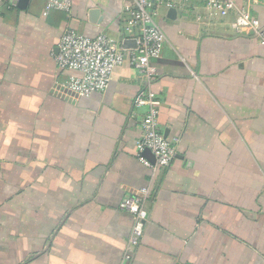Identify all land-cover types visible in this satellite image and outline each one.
Here are the masks:
<instances>
[{"label":"crops","instance_id":"1","mask_svg":"<svg viewBox=\"0 0 264 264\" xmlns=\"http://www.w3.org/2000/svg\"><path fill=\"white\" fill-rule=\"evenodd\" d=\"M0 2V264H121L132 229L118 209L148 188L143 234L127 264H264V46L236 33L238 9L264 29V0H234L211 19L205 0L160 8L165 35L147 83L125 62L107 88L66 94L54 56L67 28L123 44L130 0ZM175 148L151 170L137 151L145 107Z\"/></svg>","mask_w":264,"mask_h":264},{"label":"built area","instance_id":"2","mask_svg":"<svg viewBox=\"0 0 264 264\" xmlns=\"http://www.w3.org/2000/svg\"><path fill=\"white\" fill-rule=\"evenodd\" d=\"M125 7L126 17L122 26L123 35L135 41V48L125 49L123 44L114 38L99 33L94 37L84 36L72 28H67L58 44L54 61L59 70L68 72L61 89L76 98H87L94 93L103 92L114 71L127 62L138 75L150 85L156 79V68L153 62L161 55L165 43L163 31L155 23L157 10L176 8L185 0H130ZM1 3L9 0H0ZM73 0H47L43 9L45 16L51 10L64 13L71 11ZM205 9L211 19L226 17L235 9L234 0H205ZM233 30L236 33H250L258 38L264 46V29L260 23L244 9L237 10ZM137 93L133 100L135 108L145 107L141 123V136L137 141V151L145 149L154 157L151 165L143 157L142 163L149 169H165L175 158L174 146L164 138L158 128V109L155 93L150 86ZM148 188H141L138 193L123 198L118 209L132 217V229L127 240L121 264L131 260V252L141 240L148 212L144 207Z\"/></svg>","mask_w":264,"mask_h":264},{"label":"water","instance_id":"3","mask_svg":"<svg viewBox=\"0 0 264 264\" xmlns=\"http://www.w3.org/2000/svg\"><path fill=\"white\" fill-rule=\"evenodd\" d=\"M9 2L11 3V0H9ZM170 13H174V10L173 8L169 10ZM123 47L125 49H133L135 48V41L132 40V39H127V40H124L123 42ZM141 156L146 159L151 165L154 164V157L153 155L151 154V152L147 149H145L142 153H141Z\"/></svg>","mask_w":264,"mask_h":264},{"label":"trees","instance_id":"4","mask_svg":"<svg viewBox=\"0 0 264 264\" xmlns=\"http://www.w3.org/2000/svg\"><path fill=\"white\" fill-rule=\"evenodd\" d=\"M4 4H8V2L4 3Z\"/></svg>","mask_w":264,"mask_h":264}]
</instances>
